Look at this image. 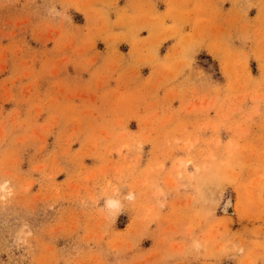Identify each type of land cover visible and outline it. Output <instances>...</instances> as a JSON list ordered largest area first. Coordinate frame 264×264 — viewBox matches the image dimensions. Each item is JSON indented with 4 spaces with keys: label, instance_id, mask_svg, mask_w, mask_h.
<instances>
[{
    "label": "rangeland",
    "instance_id": "374dc122",
    "mask_svg": "<svg viewBox=\"0 0 264 264\" xmlns=\"http://www.w3.org/2000/svg\"><path fill=\"white\" fill-rule=\"evenodd\" d=\"M141 1L0 0V264H264V0Z\"/></svg>",
    "mask_w": 264,
    "mask_h": 264
},
{
    "label": "crops",
    "instance_id": "0c3cea01",
    "mask_svg": "<svg viewBox=\"0 0 264 264\" xmlns=\"http://www.w3.org/2000/svg\"><path fill=\"white\" fill-rule=\"evenodd\" d=\"M144 1H146V0H144ZM155 1V0H154ZM88 2H90V3H93V4H95V8L96 9H99V7L101 6L98 2H99V0H88ZM85 3H87V1L86 2H84V3H82V6L84 7L85 6ZM111 4H112V6H111ZM109 6L108 5H102L103 6V8H104V10L105 9H110V12L109 13H111L110 15H111V17H110V23H113V22H115V20H116V14L115 13H123V14H125L126 16L127 15H131L133 12H135L136 11V9L138 8V7H140L142 4H143V2L141 1L140 2V4L139 5H137V6H135V7H132L131 5H130V3H128V0H112V3H111ZM78 7L80 8V9H82V10H84V9H87V7H85V8H82V7H80L79 5H78ZM89 7V6H88ZM170 7H171V5L169 6V9L168 10H170ZM114 16H113V15ZM93 22H95V20L94 21H92V19H90V24H91V26L93 27V28H95V24L93 23ZM168 26H169V23L167 24V29H168ZM155 32H156V30H155Z\"/></svg>",
    "mask_w": 264,
    "mask_h": 264
},
{
    "label": "bare ground",
    "instance_id": "6f19581e",
    "mask_svg": "<svg viewBox=\"0 0 264 264\" xmlns=\"http://www.w3.org/2000/svg\"><path fill=\"white\" fill-rule=\"evenodd\" d=\"M111 205H113V204L111 203ZM114 206H115V204H114Z\"/></svg>",
    "mask_w": 264,
    "mask_h": 264
}]
</instances>
